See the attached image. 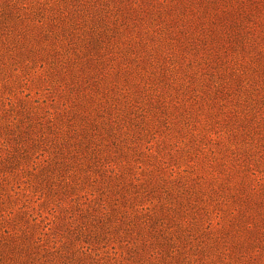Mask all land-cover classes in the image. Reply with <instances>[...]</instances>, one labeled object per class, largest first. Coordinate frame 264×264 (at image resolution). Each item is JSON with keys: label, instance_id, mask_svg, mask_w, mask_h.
Masks as SVG:
<instances>
[{"label": "trees", "instance_id": "1", "mask_svg": "<svg viewBox=\"0 0 264 264\" xmlns=\"http://www.w3.org/2000/svg\"><path fill=\"white\" fill-rule=\"evenodd\" d=\"M0 87V264H264V0H0Z\"/></svg>", "mask_w": 264, "mask_h": 264}, {"label": "rangeland", "instance_id": "2", "mask_svg": "<svg viewBox=\"0 0 264 264\" xmlns=\"http://www.w3.org/2000/svg\"><path fill=\"white\" fill-rule=\"evenodd\" d=\"M145 24L146 23H142V24L137 23V24H135V27L132 28V30L130 29V31L127 33L128 39L136 40L137 43H139L138 37L145 39L146 38L145 33L147 31V27L144 26ZM118 60H120L119 57H118L117 61ZM0 92H1V95L4 96V97L15 96L17 94V91H16L15 88H10L9 89V88L0 87ZM0 145H1V143H0Z\"/></svg>", "mask_w": 264, "mask_h": 264}]
</instances>
